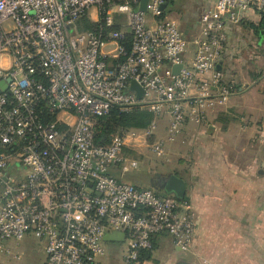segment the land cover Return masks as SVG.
<instances>
[{
  "label": "built area",
  "instance_id": "built-area-1",
  "mask_svg": "<svg viewBox=\"0 0 264 264\" xmlns=\"http://www.w3.org/2000/svg\"><path fill=\"white\" fill-rule=\"evenodd\" d=\"M172 1L147 0L143 12L142 0H0V82L10 79L0 94V264L23 260L6 243L30 235L42 264H113L104 237L117 232L121 264H143L160 233L191 250L188 207L127 180L139 168L127 150L163 157L188 124L217 116L234 93L217 69L228 31L248 13L264 17V0H197L188 35L168 14ZM113 108L153 121L96 145L93 121Z\"/></svg>",
  "mask_w": 264,
  "mask_h": 264
},
{
  "label": "crops",
  "instance_id": "crops-1",
  "mask_svg": "<svg viewBox=\"0 0 264 264\" xmlns=\"http://www.w3.org/2000/svg\"><path fill=\"white\" fill-rule=\"evenodd\" d=\"M263 19L248 13L229 29L219 70L233 95L206 125L188 124L174 143L175 161L155 172L172 173L185 185L178 200L195 221L191 250L180 251L160 233L143 264H264V72L241 58L262 46ZM150 184L151 178L138 187Z\"/></svg>",
  "mask_w": 264,
  "mask_h": 264
},
{
  "label": "rangeland",
  "instance_id": "rangeland-1",
  "mask_svg": "<svg viewBox=\"0 0 264 264\" xmlns=\"http://www.w3.org/2000/svg\"><path fill=\"white\" fill-rule=\"evenodd\" d=\"M168 10V14L176 18L179 21L181 28L184 30L185 27L192 26L191 18L193 19V14L196 12L199 14L200 8L198 7L195 0H175V2L170 5ZM254 52L255 54L251 52L252 54H248V56L245 54L243 57H241L244 61L243 63L246 65L248 62H254V65L258 66L259 69L264 72V40H262V46L259 48V51ZM252 70H256L254 66H252ZM167 119V116L163 115L158 120V133L161 137H165L166 135V131H164L163 126L166 125ZM174 143H176V141ZM174 143L173 145L170 144L167 146V153L163 157H156L144 146L136 149L138 150L137 152L142 156V158L139 159V168L135 171L129 170L126 174V179L136 186H146L147 181L152 178L155 172L167 169L168 166L172 165V163L175 161L174 153L177 150L178 143ZM6 245L9 246L14 252L21 251L24 255V259L20 261L9 260L8 263L5 262L6 259H3L4 264H42L46 260L42 241L36 239L32 235L24 237L18 246L13 240L8 241ZM104 246L106 247L108 254L106 262L121 264V255L126 247L125 243L117 244L106 242Z\"/></svg>",
  "mask_w": 264,
  "mask_h": 264
},
{
  "label": "trees",
  "instance_id": "trees-1",
  "mask_svg": "<svg viewBox=\"0 0 264 264\" xmlns=\"http://www.w3.org/2000/svg\"><path fill=\"white\" fill-rule=\"evenodd\" d=\"M174 2L175 0L172 1V3ZM195 21L196 19L194 22ZM192 28L193 25L190 27H185L184 33L188 35ZM152 121V113L146 111H133L126 113L119 111L117 108H113L107 115L94 119V143L99 146L109 145L120 129L141 130L147 128ZM127 154L137 160L142 158V156L137 151L127 150ZM150 251L143 253L141 261L149 259Z\"/></svg>",
  "mask_w": 264,
  "mask_h": 264
},
{
  "label": "water",
  "instance_id": "water-1",
  "mask_svg": "<svg viewBox=\"0 0 264 264\" xmlns=\"http://www.w3.org/2000/svg\"><path fill=\"white\" fill-rule=\"evenodd\" d=\"M147 0H142V6H141V11H145ZM165 4L162 6V8H165ZM262 23L264 24V19L262 20ZM181 65H176L173 67V72L175 74L178 73V70L180 69ZM220 68V63L217 66V69L219 70ZM10 82V79L6 81L0 82V94L2 92H5L8 88V83ZM130 91H136L137 92V98H141L143 91L142 89L136 84L135 81H131ZM156 179L160 181L159 184L156 183H151L150 188L153 190H161L166 193H170L171 195H174L177 199H181L184 196V191H185V185L183 181L179 178H177L174 174L169 173L167 175H163L161 173H154L153 175ZM125 238L124 233L122 232H117V233H109L105 235L104 240L107 242H123ZM179 264H190L185 261L179 262Z\"/></svg>",
  "mask_w": 264,
  "mask_h": 264
},
{
  "label": "flooded vegetation",
  "instance_id": "flooded-vegetation-1",
  "mask_svg": "<svg viewBox=\"0 0 264 264\" xmlns=\"http://www.w3.org/2000/svg\"><path fill=\"white\" fill-rule=\"evenodd\" d=\"M156 183V184H159L160 183V181L158 180V179H156L155 177H152L151 178V183Z\"/></svg>",
  "mask_w": 264,
  "mask_h": 264
}]
</instances>
